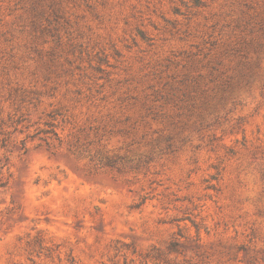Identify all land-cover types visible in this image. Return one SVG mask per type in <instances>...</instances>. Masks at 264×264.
<instances>
[{"label": "rangeland", "instance_id": "1", "mask_svg": "<svg viewBox=\"0 0 264 264\" xmlns=\"http://www.w3.org/2000/svg\"><path fill=\"white\" fill-rule=\"evenodd\" d=\"M0 264H264V0H0Z\"/></svg>", "mask_w": 264, "mask_h": 264}, {"label": "trees", "instance_id": "2", "mask_svg": "<svg viewBox=\"0 0 264 264\" xmlns=\"http://www.w3.org/2000/svg\"><path fill=\"white\" fill-rule=\"evenodd\" d=\"M196 229H197V228H196ZM175 247H176V242H175V241H171V242L169 243V245L167 246L168 253L170 254V253L174 252V251H175ZM152 258L155 259L154 256H152Z\"/></svg>", "mask_w": 264, "mask_h": 264}]
</instances>
